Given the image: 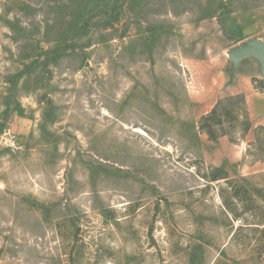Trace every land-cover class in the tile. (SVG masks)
I'll list each match as a JSON object with an SVG mask.
<instances>
[{
	"label": "rangeland",
	"instance_id": "1",
	"mask_svg": "<svg viewBox=\"0 0 264 264\" xmlns=\"http://www.w3.org/2000/svg\"><path fill=\"white\" fill-rule=\"evenodd\" d=\"M249 40L264 0H0V264H264L210 174L264 196L252 134L198 130L233 95L264 126Z\"/></svg>",
	"mask_w": 264,
	"mask_h": 264
},
{
	"label": "trees",
	"instance_id": "2",
	"mask_svg": "<svg viewBox=\"0 0 264 264\" xmlns=\"http://www.w3.org/2000/svg\"><path fill=\"white\" fill-rule=\"evenodd\" d=\"M254 89L257 90V87L254 86ZM198 130L212 143L221 137H227L230 143H241L252 134V140L246 144V154L252 162L264 163V126L252 123L243 95H233L218 101L211 111L201 116ZM211 171L213 181H222L219 192L227 200L230 215L244 222L233 234L232 240L235 242L241 238L240 242L246 240L248 243L253 239L255 247L261 249L264 260V207L255 200V197H264L262 190L231 179L226 172L218 169ZM241 233H245L244 237Z\"/></svg>",
	"mask_w": 264,
	"mask_h": 264
},
{
	"label": "water",
	"instance_id": "3",
	"mask_svg": "<svg viewBox=\"0 0 264 264\" xmlns=\"http://www.w3.org/2000/svg\"><path fill=\"white\" fill-rule=\"evenodd\" d=\"M227 55L233 69H236L243 59L252 57L260 65V75H264V43L249 40L229 50Z\"/></svg>",
	"mask_w": 264,
	"mask_h": 264
}]
</instances>
